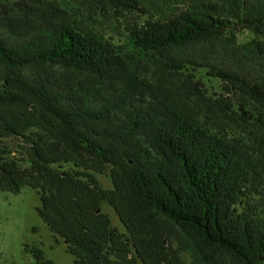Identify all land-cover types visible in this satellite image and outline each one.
I'll return each instance as SVG.
<instances>
[{"label":"trees","instance_id":"16d2710c","mask_svg":"<svg viewBox=\"0 0 264 264\" xmlns=\"http://www.w3.org/2000/svg\"><path fill=\"white\" fill-rule=\"evenodd\" d=\"M82 7L0 0V190H36L39 217L74 264H186V251L192 264H264V85L244 73L264 56V0ZM150 9L156 15L135 20L123 45L94 29ZM243 31L255 36L249 44L238 43ZM212 56L229 64L203 65ZM206 68L257 110L208 106L195 74ZM227 122L240 137L210 125ZM108 173L113 189L97 178ZM24 251L55 264L38 246Z\"/></svg>","mask_w":264,"mask_h":264},{"label":"rangeland","instance_id":"374dc122","mask_svg":"<svg viewBox=\"0 0 264 264\" xmlns=\"http://www.w3.org/2000/svg\"><path fill=\"white\" fill-rule=\"evenodd\" d=\"M165 1V0H160ZM73 6L78 7L83 4V0H71ZM84 8V7H82ZM174 12H177L180 7L173 6ZM164 13L168 11L167 5L162 7ZM88 10H85L87 13ZM170 14V13H168ZM152 15H156L153 10H147L139 14V19H120L113 22L109 17L100 18L94 29L101 34L109 42L120 46L126 42V36L128 35V28L135 20L143 22L144 20L151 18ZM160 16V15H159ZM132 22V23H131ZM254 34L250 31H243L238 34V43L241 45L249 44L254 39ZM205 66L223 67L229 64L224 61L221 64L215 57H208L207 60H203ZM210 69H197L195 70L196 78H201L202 85L199 88L202 90L203 95L206 98V103L216 102L218 105L232 104V106L238 108L239 103L249 104V109L256 111V106L242 98L240 95L229 93L224 87V83L220 79L213 78L208 75ZM244 73L249 79L256 81L264 85V56L261 61L250 63L244 68ZM222 102V103H221ZM199 103L200 115L206 112L208 117L212 115L211 111L207 107ZM217 109V108H215ZM237 121V119H234ZM211 122V121H209ZM221 123L220 121L217 122ZM217 124H210L214 131H220L225 129L228 139H234L240 137V130L235 123L227 122L225 126H217ZM240 131H239V130ZM6 144L12 146L14 149L18 148V141L7 140ZM102 187L105 189H113V181L110 173L107 175H97ZM41 205L40 197L36 190L29 186H24L19 193H12L8 191L0 190V264H35V260L32 255L27 254L25 246H38L42 248L48 259H51L55 264H74V257L67 252V245L63 239L55 236L50 232L47 225L39 217L37 209ZM104 212L109 214L112 219V226L117 228L120 232H126V228L116 215L112 207L105 205ZM174 244L180 247L182 250H186L185 242L182 234L177 229H173ZM183 259L186 264H192L193 258L187 251L183 253ZM139 264H143L140 262Z\"/></svg>","mask_w":264,"mask_h":264}]
</instances>
